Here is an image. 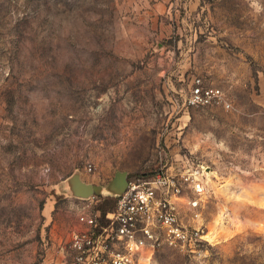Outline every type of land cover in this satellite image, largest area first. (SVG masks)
Wrapping results in <instances>:
<instances>
[{
	"label": "rangeland",
	"instance_id": "rangeland-1",
	"mask_svg": "<svg viewBox=\"0 0 264 264\" xmlns=\"http://www.w3.org/2000/svg\"><path fill=\"white\" fill-rule=\"evenodd\" d=\"M196 77L233 106L180 107ZM166 166L202 168L178 210L217 238L145 263L264 264V0H0V264H62L107 197L72 174Z\"/></svg>",
	"mask_w": 264,
	"mask_h": 264
},
{
	"label": "built area",
	"instance_id": "built-area-1",
	"mask_svg": "<svg viewBox=\"0 0 264 264\" xmlns=\"http://www.w3.org/2000/svg\"><path fill=\"white\" fill-rule=\"evenodd\" d=\"M233 106L219 86L194 78L180 107ZM202 168L162 167L147 177L128 178L126 189L116 198L115 207L106 213L86 209L79 223L62 245V264H146L149 251L162 247L195 250L204 240L206 223L184 222L178 204L190 190L206 193ZM150 257V256H149Z\"/></svg>",
	"mask_w": 264,
	"mask_h": 264
},
{
	"label": "water",
	"instance_id": "water-1",
	"mask_svg": "<svg viewBox=\"0 0 264 264\" xmlns=\"http://www.w3.org/2000/svg\"><path fill=\"white\" fill-rule=\"evenodd\" d=\"M69 189L73 195L79 198H90L95 195H106L117 197L128 185V173L118 171L107 185L95 184L82 179L80 173L72 174L69 179Z\"/></svg>",
	"mask_w": 264,
	"mask_h": 264
},
{
	"label": "trees",
	"instance_id": "trees-1",
	"mask_svg": "<svg viewBox=\"0 0 264 264\" xmlns=\"http://www.w3.org/2000/svg\"><path fill=\"white\" fill-rule=\"evenodd\" d=\"M150 175H142L140 177H147V176H150ZM116 199L117 198L114 197V196L104 197L102 203L98 206V208H100V210L103 213H106V212H108L110 210H113L114 207H115Z\"/></svg>",
	"mask_w": 264,
	"mask_h": 264
},
{
	"label": "bare ground",
	"instance_id": "bare-ground-1",
	"mask_svg": "<svg viewBox=\"0 0 264 264\" xmlns=\"http://www.w3.org/2000/svg\"><path fill=\"white\" fill-rule=\"evenodd\" d=\"M205 237L210 241H214L217 238V230L214 229V227L211 228L209 232L206 233Z\"/></svg>",
	"mask_w": 264,
	"mask_h": 264
}]
</instances>
